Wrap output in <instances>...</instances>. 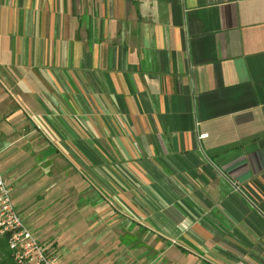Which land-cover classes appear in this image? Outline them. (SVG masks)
<instances>
[{
  "label": "crops",
  "instance_id": "0c3cea01",
  "mask_svg": "<svg viewBox=\"0 0 264 264\" xmlns=\"http://www.w3.org/2000/svg\"><path fill=\"white\" fill-rule=\"evenodd\" d=\"M55 156L141 256L264 264V0H0V167Z\"/></svg>",
  "mask_w": 264,
  "mask_h": 264
},
{
  "label": "rangeland",
  "instance_id": "374dc122",
  "mask_svg": "<svg viewBox=\"0 0 264 264\" xmlns=\"http://www.w3.org/2000/svg\"><path fill=\"white\" fill-rule=\"evenodd\" d=\"M15 162L21 167L20 161ZM35 162L40 161L29 159L27 163L32 168L28 166L25 171L26 166L21 174L17 170L6 177L13 183L16 206L23 216L31 218L28 221L37 230L39 240L51 250L57 251L53 242L59 249L65 248V256H61L65 263L66 256L73 254L75 264H179L177 255L141 256L152 242L143 238L138 242L145 246L132 248L119 238L123 225L114 222L113 213L100 223L90 218L94 214L76 204L77 189L87 183L80 168H71L72 164L62 156L49 158L46 165ZM190 259L186 257L184 263L193 264Z\"/></svg>",
  "mask_w": 264,
  "mask_h": 264
},
{
  "label": "built area",
  "instance_id": "2783aa9c",
  "mask_svg": "<svg viewBox=\"0 0 264 264\" xmlns=\"http://www.w3.org/2000/svg\"><path fill=\"white\" fill-rule=\"evenodd\" d=\"M13 183L0 167V236H7L16 264H66L61 255L46 247L14 201Z\"/></svg>",
  "mask_w": 264,
  "mask_h": 264
},
{
  "label": "trees",
  "instance_id": "16d2710c",
  "mask_svg": "<svg viewBox=\"0 0 264 264\" xmlns=\"http://www.w3.org/2000/svg\"><path fill=\"white\" fill-rule=\"evenodd\" d=\"M0 257L1 264H15L8 245L7 236H0Z\"/></svg>",
  "mask_w": 264,
  "mask_h": 264
}]
</instances>
